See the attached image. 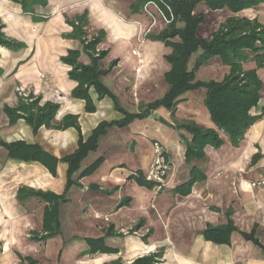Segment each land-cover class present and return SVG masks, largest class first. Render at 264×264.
Returning <instances> with one entry per match:
<instances>
[{"label": "crops", "instance_id": "1", "mask_svg": "<svg viewBox=\"0 0 264 264\" xmlns=\"http://www.w3.org/2000/svg\"><path fill=\"white\" fill-rule=\"evenodd\" d=\"M136 2L46 0V5L36 4L32 12H25L20 3L0 0L2 33L19 46L13 50L0 45V264H132L155 255L161 256L158 264H264V67L258 69L263 87L255 110L263 118L235 144L216 128L210 115L206 121L194 115L191 120L215 129L223 144L217 149L207 146L204 159L188 163L184 141L191 136L186 132L185 140L177 146L181 154L174 160L168 155L173 171L168 187L156 200L152 191L132 180L135 175L116 170L122 166L116 160L109 165L104 162L94 174L80 180L79 174L75 175L77 183L69 186V165L63 160L79 149L80 137L86 142L101 123L124 118L110 97L100 99L94 86H84L87 99L75 97L79 82L72 74L80 75V66L93 65L90 54L99 58L107 53L99 62V69L109 72L101 77V83L130 113L128 108L136 105L125 100L130 99L131 88L140 78L135 73L139 59L132 52L148 46L149 37L158 36L169 25L153 5V17L143 9L135 13ZM161 3L164 1L154 2L165 12ZM193 15L205 17L198 37L209 41L230 18L264 26V2L237 14L228 9L212 11L200 3ZM76 27L85 32L84 37L76 34ZM182 27L179 23L178 28ZM100 33L104 37L95 50H87ZM133 60L135 65L126 70L128 61ZM141 61L143 67V54ZM204 68L217 75L223 72L209 80L216 82L223 81L230 71L215 57L199 69L197 81H202L198 78ZM256 68L255 62L244 66L245 70ZM21 87L29 93V100L18 95ZM34 104V112L47 104L58 107L55 119L37 130L26 120V109ZM141 110L139 104L137 114ZM65 118H77L80 131L65 127ZM16 143L38 146L59 163L52 170L38 161L15 158L6 146ZM94 154H99V149ZM90 158L83 162L82 170L98 159ZM103 158L108 159L106 155ZM195 167L204 179L194 183L188 196L176 193L191 180ZM22 189L65 200L60 205V221L63 208L76 200L82 207L78 219L80 211L84 221L90 222L85 224L91 234L63 236L61 222L59 232L49 236L44 218L50 204L35 195L20 200ZM96 216L98 222L93 223ZM220 225L226 226L223 232L229 229L228 243L217 244L204 235ZM101 238L114 253H90L88 240Z\"/></svg>", "mask_w": 264, "mask_h": 264}, {"label": "trees", "instance_id": "2", "mask_svg": "<svg viewBox=\"0 0 264 264\" xmlns=\"http://www.w3.org/2000/svg\"><path fill=\"white\" fill-rule=\"evenodd\" d=\"M20 3L25 12H32L34 5H46V0H11ZM158 0H137L133 6L135 13H139L146 4L154 3ZM165 5H169L176 17V24H169L167 29L158 36L149 38L161 41L171 46L173 53L169 58L172 66L166 74V80L169 84V92L165 99L150 107L151 110L157 109L159 105L172 107L173 101L183 94L196 91L199 89L206 90L205 105L208 108L209 115L216 128L223 131L230 140L237 144L241 141L250 128L263 118V114H257L261 100L262 81L258 76V69L264 67V26L258 22H252L248 19L230 18L223 24L219 30L213 34L211 40H204L198 37V29L204 23L203 15H193L194 10L200 3H206L212 11L228 9L237 14L243 10L256 7L264 0H163ZM161 7L165 10V5ZM167 13V11H166ZM168 16H170L168 14ZM183 23L184 27L178 28L177 23ZM2 24L0 23V45L9 49L17 50L19 48L15 42L8 40L2 33ZM76 34L80 38L84 37L85 32L76 27ZM104 34L100 33L86 47L87 50H95L96 45L103 39ZM175 39H179L176 42ZM107 53L101 54L99 58L91 55L93 65L91 67L80 66V75L73 73L72 77L79 82V89L74 93L75 97L87 99V90L84 86H94L100 99L110 97L118 112L124 115L119 122L101 123L93 132L92 136L84 142L80 137L79 149L73 154L66 157L63 161L69 165V186L77 183L78 180L94 174L102 165L103 158L98 159L88 168L82 170L83 162L88 156L96 152L99 148V140L105 135L106 129L112 125L123 126L130 123L133 118L143 117L142 110L138 114H131L124 111L119 104L115 95L110 93L101 83V77L108 74V71L99 69L100 60ZM198 55L192 70L189 69V62L194 55ZM73 54H70V56ZM218 57L224 66L230 68L229 74L221 82L210 81L202 82L196 80V73L201 67L208 64L209 61ZM71 63V59H67ZM255 62L257 68L254 70H245L247 63ZM75 65V64H74ZM76 66V65H75ZM77 67V66H76ZM37 105L26 109V120L39 129L42 125H49L55 119L58 107L47 104L44 108L33 111ZM150 112V111H149ZM148 112V113H149ZM147 113V114H148ZM77 118H65V127H74L80 131ZM180 130L187 132L191 139L184 141L186 146V160L188 163L193 160L205 158L204 149L207 146L219 148L223 141L215 129H206L194 121H189L179 126ZM1 143V142H0ZM11 156L29 161H38L49 168H56L59 161L45 153L38 146H27L23 143H16L6 146ZM79 174L78 180H73L74 176ZM202 172L193 168V175L190 181L184 183L176 189V193L182 196H188L191 187L197 181L203 180ZM141 186L153 188V183L146 180H138ZM26 195L39 196L46 200L50 207L45 211L44 229L49 236L57 234L61 227L60 205L65 201L54 194H43L32 190L22 189L19 192V199L23 200ZM229 229L226 232H217L212 228L205 231V237L217 244L229 242ZM252 238V235H245ZM90 253H114V250L105 245L104 238L89 239ZM161 260L160 255L139 258L132 264H158ZM113 264H122L120 262Z\"/></svg>", "mask_w": 264, "mask_h": 264}, {"label": "rangeland", "instance_id": "3", "mask_svg": "<svg viewBox=\"0 0 264 264\" xmlns=\"http://www.w3.org/2000/svg\"><path fill=\"white\" fill-rule=\"evenodd\" d=\"M171 11L173 15L172 19L168 17L170 12L167 7L164 14L168 19L170 18V24H176L175 14L172 9ZM178 24L179 22L176 25L177 27ZM148 41V46L136 48V50L143 54L145 64L141 69L140 78L137 84L133 85L131 88L132 92L130 99L126 98L125 100L126 102L136 105V107L133 106L128 108L129 112L132 114H137V112H139V104H141L144 116L133 118L130 123L123 126L116 124L108 127L105 135L99 140V154L95 155L94 152L90 154L93 159L94 157L100 159L106 155L108 159L105 161L103 158V163L105 162V165H109L111 161H121L122 166H118L115 169L119 171L124 169L126 172H129L128 176L135 175L132 177V180H134L139 187H141V185L138 180L141 179L145 181V177L149 172V165L156 156V144L160 145L167 152V159L169 155L174 160L176 156L181 154L179 151L180 149L177 148L178 144L181 141H184V135H187L184 130L182 131L179 129V126L188 123L189 121H193L191 118L196 114L205 121L209 119V111L203 101L206 94L205 89H199L195 92L190 91L183 94L173 101L172 107L159 105L155 110L150 109L152 105L165 99L169 92V84L166 80V74L172 68L169 58L173 53V49L171 46L161 41L159 45H153L157 41H154L151 38H149ZM197 57L198 55L196 54L191 58L189 62L190 70L193 69ZM128 63L129 66L125 68L126 70H130L135 65L134 60L132 62L128 61ZM222 74L223 72H220L217 75V72H214L212 69L204 68L199 74L198 79L202 80V82L205 80L206 82H210L209 80L215 77H221ZM119 121L121 120L119 119L116 122ZM109 123L111 124L114 122ZM204 125L205 124H202V126ZM134 143H136L137 146L135 150H131ZM92 158H90L89 161L92 160ZM127 179L130 178L128 177ZM127 179L125 182H127ZM125 182L123 185H125ZM142 187L149 189L148 186L145 185ZM167 187L168 186H165L160 192L156 193L157 186L153 184V188H150L149 190L154 193V200H156L159 194ZM128 191L132 192L135 191V189L128 188ZM78 205V202L74 200L72 204L65 206L61 212V215L63 216L61 220L63 236L70 234H91V232L87 231L88 225L85 224L90 222L84 221L85 218L80 212L82 207L81 205ZM78 209L80 210L79 219L77 215ZM97 217L98 216H96L95 219H92L95 220L93 223L98 222Z\"/></svg>", "mask_w": 264, "mask_h": 264}, {"label": "built area", "instance_id": "4", "mask_svg": "<svg viewBox=\"0 0 264 264\" xmlns=\"http://www.w3.org/2000/svg\"><path fill=\"white\" fill-rule=\"evenodd\" d=\"M152 5L157 9L159 15L164 20V22L166 24H170L171 23L170 18L172 19L173 15L169 7H167L170 12L169 19L166 17L164 12L154 3L146 4L143 8L144 13H146L150 17H153L150 11V6ZM132 54L133 56L139 59L138 61L139 64L135 71L136 76L139 77L141 74V69H142L141 53L138 50H133ZM18 95L24 100H29L30 98L29 93L23 87L18 89ZM155 153H156V156L149 166V172L147 173L145 180L157 186V190H156V193H157V192H160L165 186L169 185L170 176L173 171V168L167 159V152L158 144H156L155 146ZM106 220L108 219L106 218Z\"/></svg>", "mask_w": 264, "mask_h": 264}, {"label": "water", "instance_id": "5", "mask_svg": "<svg viewBox=\"0 0 264 264\" xmlns=\"http://www.w3.org/2000/svg\"><path fill=\"white\" fill-rule=\"evenodd\" d=\"M156 118H157V117H156ZM136 146H137V144L134 143V144L132 145V147H131V150H135ZM213 230H214V231H217V232H223V231L226 230V226H225V225H220V226H218V227L213 228Z\"/></svg>", "mask_w": 264, "mask_h": 264}]
</instances>
